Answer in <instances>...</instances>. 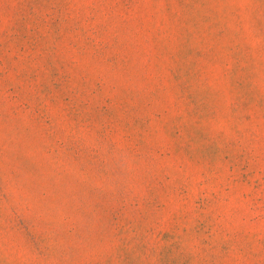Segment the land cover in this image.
Segmentation results:
<instances>
[{"label":"rangeland","instance_id":"obj_1","mask_svg":"<svg viewBox=\"0 0 264 264\" xmlns=\"http://www.w3.org/2000/svg\"><path fill=\"white\" fill-rule=\"evenodd\" d=\"M0 264H264V0H0Z\"/></svg>","mask_w":264,"mask_h":264}]
</instances>
